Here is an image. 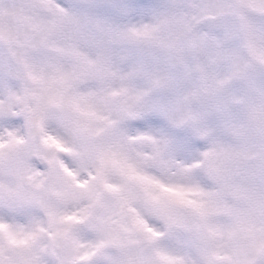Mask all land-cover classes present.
I'll return each instance as SVG.
<instances>
[{
    "label": "snow or ice",
    "instance_id": "6c2138e0",
    "mask_svg": "<svg viewBox=\"0 0 264 264\" xmlns=\"http://www.w3.org/2000/svg\"><path fill=\"white\" fill-rule=\"evenodd\" d=\"M0 264H264V0H0Z\"/></svg>",
    "mask_w": 264,
    "mask_h": 264
}]
</instances>
